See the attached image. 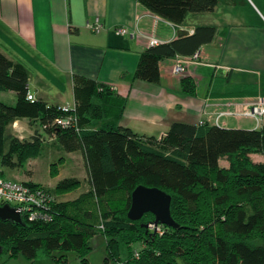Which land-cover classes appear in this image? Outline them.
Returning a JSON list of instances; mask_svg holds the SVG:
<instances>
[{
    "label": "trees",
    "instance_id": "1",
    "mask_svg": "<svg viewBox=\"0 0 264 264\" xmlns=\"http://www.w3.org/2000/svg\"><path fill=\"white\" fill-rule=\"evenodd\" d=\"M135 1L174 25L189 14L212 12L218 4V0ZM215 33L212 27L200 26L192 35L148 47L140 53L133 77L159 84L161 60L191 56ZM27 83L25 69L0 53V92L16 97L14 105L0 102V176L4 178L2 168L22 167L40 152L41 134L20 140L11 131L16 120L26 119L36 122L64 152L81 153L89 190L73 201L53 202V191L27 182L52 198L48 206L52 220L29 222L22 215L21 225L0 221V256L10 260L21 255L31 263L47 257L62 264L66 253L74 252L78 264H90L91 241L100 234L109 254L103 264H264V127L226 129L174 122L159 138L142 139L108 121L98 124L110 114L119 119L125 106L107 85L73 75L74 108L65 113L58 106L29 101ZM180 84L185 93H194L189 77ZM69 114L75 118L74 126L54 125ZM251 154L261 155L262 161L254 163ZM79 184L75 178L64 179L54 192H69ZM140 185L171 197L170 215L177 228L164 226V234L158 236L146 229L154 221L152 214L128 220L131 193ZM118 195L122 203L127 200L126 207L119 208ZM111 197L118 200L110 203L115 213L97 211L95 203ZM138 244L143 248L133 251ZM121 248L124 260L117 253Z\"/></svg>",
    "mask_w": 264,
    "mask_h": 264
},
{
    "label": "crops",
    "instance_id": "2",
    "mask_svg": "<svg viewBox=\"0 0 264 264\" xmlns=\"http://www.w3.org/2000/svg\"><path fill=\"white\" fill-rule=\"evenodd\" d=\"M98 19L102 29L87 23ZM215 29L212 41L199 47L196 64L183 76L170 72L174 58L159 62L160 83L133 77L149 38L157 45L192 35L196 27ZM128 34L119 36L115 28ZM154 46V45H153ZM0 53L27 73L28 94L46 105L74 108L72 76L88 77L110 87L124 100L120 118L98 122L130 129L140 138H159L174 122L216 126L219 113L264 98V0H218L212 12L187 15L180 25L153 15L135 0H0ZM195 86L185 93L181 79ZM0 102L14 105L15 94L0 92ZM115 111V110H114ZM26 119L15 126L30 134ZM226 129H260L252 119L221 116ZM27 139L29 137L27 136Z\"/></svg>",
    "mask_w": 264,
    "mask_h": 264
},
{
    "label": "rangeland",
    "instance_id": "3",
    "mask_svg": "<svg viewBox=\"0 0 264 264\" xmlns=\"http://www.w3.org/2000/svg\"><path fill=\"white\" fill-rule=\"evenodd\" d=\"M0 99L4 100L1 97ZM237 110L239 112V108ZM238 115L235 117L236 119L243 118V117H239ZM225 116L227 115H224L223 117ZM219 119L220 118L217 119V117L215 119L216 126H218L219 124ZM244 119H250V118H244ZM202 124H203L202 122L198 123V125H202ZM26 125L28 129L31 131V135H34L35 132L41 134L43 145L40 149L39 154L24 162L22 167L19 166L16 168H10V167L2 168L4 172V178L7 180L18 181L24 184H26L27 182H31L43 186L49 189L50 191H53L55 197L53 199V202H70L77 199L80 194L87 192L89 190V183L81 153L64 152L56 142H54L51 138L42 134L41 128L36 122H27ZM261 127H264V124ZM20 129L21 127L18 125L15 126V131H14L17 135H20L18 137L20 140L27 139V136L30 137L29 136L30 134H28L27 132L23 133ZM249 157L254 163H259L263 159V157L259 154H251ZM219 165L222 167H227V162L220 161ZM68 178L77 179L80 183L79 186H77L74 189H71V191L69 192H65V193L60 192L56 194L54 192L55 190L54 188L57 186V184L60 181ZM118 194L123 196V194L120 193ZM119 195L117 197V199H120L119 208L126 207L128 205L127 200H125L122 203L123 201L122 196ZM117 199L115 197L113 198L111 197V199H106L105 201L102 200L101 202H96L95 206L97 211L99 210L101 213L104 212V214L112 215L113 213H115V207L110 203H114L115 200L118 201ZM111 206H113V208H111ZM80 211H78L77 214L81 218ZM29 222H40V221H29ZM150 223L153 222H149L146 224L147 230L149 229L150 225L148 224ZM158 225H160L161 230L163 232L161 234L163 235L165 231L164 225L157 224V226ZM149 231L151 233L154 232L152 230ZM139 248H143V245L138 244L132 247L133 251ZM117 253L120 255L121 260H124L126 258L125 249L121 248ZM57 255H60V253H58ZM77 255L78 254L74 252H68L66 253L65 258L61 260V263L78 264ZM108 255H109L108 251L105 249V243L103 237L100 234H97L91 241V251L88 255L89 263L103 264V259ZM0 264H56V263L47 257H38L35 260H33V262L31 263L21 255H19L17 258H13L10 260H6V257L2 255L0 256ZM108 264H119V263L108 262Z\"/></svg>",
    "mask_w": 264,
    "mask_h": 264
},
{
    "label": "built area",
    "instance_id": "4",
    "mask_svg": "<svg viewBox=\"0 0 264 264\" xmlns=\"http://www.w3.org/2000/svg\"><path fill=\"white\" fill-rule=\"evenodd\" d=\"M86 27L93 33H97L102 29V26L98 19H94L88 22ZM115 34L124 36L128 34V31L124 28L117 27L114 29ZM158 41L155 38H149V44L151 46L157 45ZM199 59V54L196 52L191 56L181 57L175 56L174 62L171 66V74L173 76H183L186 72V67L191 64H196ZM29 101H35L31 95L27 96ZM61 108V107H59ZM73 110V109H72ZM68 108H61V111L67 113L72 111ZM243 118H250L257 122V125L261 127L264 124V98L261 96L256 97L253 101L244 103L238 110L226 111L218 114V118L224 115H230L236 117L237 115ZM75 118L72 114L66 115L65 117L58 118L54 121V125L60 128H68L74 126ZM50 202L52 198L46 195L43 191L37 190L27 184L7 180L0 176V205L8 204L9 206L16 208L19 213L25 216L27 221H40L49 222L52 220L51 214L49 213ZM149 229L154 231L153 233L161 236L163 233L160 225H154L153 223L148 224ZM138 253L134 256L137 257Z\"/></svg>",
    "mask_w": 264,
    "mask_h": 264
},
{
    "label": "water",
    "instance_id": "5",
    "mask_svg": "<svg viewBox=\"0 0 264 264\" xmlns=\"http://www.w3.org/2000/svg\"><path fill=\"white\" fill-rule=\"evenodd\" d=\"M185 32H179V36H187ZM171 197L157 188L137 186L131 193L130 208L127 218L130 221H138L143 215L150 213L154 216L153 223L161 224L175 229L178 224L170 215ZM0 221H10L14 224H22L21 214L16 208L8 204L0 205ZM1 253V250H0Z\"/></svg>",
    "mask_w": 264,
    "mask_h": 264
}]
</instances>
